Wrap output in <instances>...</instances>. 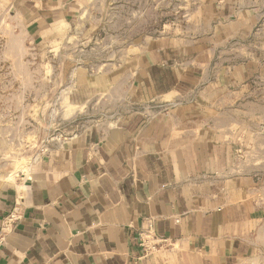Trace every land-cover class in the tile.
I'll use <instances>...</instances> for the list:
<instances>
[{
  "label": "crops",
  "instance_id": "1",
  "mask_svg": "<svg viewBox=\"0 0 264 264\" xmlns=\"http://www.w3.org/2000/svg\"><path fill=\"white\" fill-rule=\"evenodd\" d=\"M192 1V24L151 40L134 60L130 91L123 71L84 78L88 91L116 87L134 105H119L114 119L0 181V264L248 263L262 214L249 178L232 167L239 105H206L202 94L224 92L237 78L220 47L249 28L255 0ZM84 2L6 7L23 37L36 40L68 24ZM16 204L20 220L1 230ZM149 227L154 248L144 252L139 234Z\"/></svg>",
  "mask_w": 264,
  "mask_h": 264
},
{
  "label": "rangeland",
  "instance_id": "2",
  "mask_svg": "<svg viewBox=\"0 0 264 264\" xmlns=\"http://www.w3.org/2000/svg\"><path fill=\"white\" fill-rule=\"evenodd\" d=\"M7 1L0 0V181L27 174L73 134L114 119L119 105H134L116 87L88 91L84 78L123 71L120 84L130 91L134 60L151 40L180 35L195 11L190 0H85L68 24L27 40ZM253 10L249 28L220 47L237 78L222 84L224 92L202 96L206 105H239L232 167L249 178L262 214L247 264H264V0ZM12 38L20 44H8Z\"/></svg>",
  "mask_w": 264,
  "mask_h": 264
},
{
  "label": "built area",
  "instance_id": "3",
  "mask_svg": "<svg viewBox=\"0 0 264 264\" xmlns=\"http://www.w3.org/2000/svg\"><path fill=\"white\" fill-rule=\"evenodd\" d=\"M20 218H21V215H20L19 206L16 204L13 210L11 211V213H9L4 219L1 230H4L5 228L10 227L14 223L18 222ZM150 228L151 227H149L147 231L141 232L139 234L140 246L142 247L144 252H148L150 249L154 248V245L152 244L153 238L150 233Z\"/></svg>",
  "mask_w": 264,
  "mask_h": 264
}]
</instances>
